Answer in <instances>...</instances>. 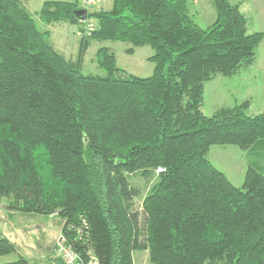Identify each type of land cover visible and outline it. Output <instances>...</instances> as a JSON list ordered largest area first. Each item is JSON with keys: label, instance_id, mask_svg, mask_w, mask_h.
<instances>
[{"label": "trees", "instance_id": "trees-1", "mask_svg": "<svg viewBox=\"0 0 264 264\" xmlns=\"http://www.w3.org/2000/svg\"><path fill=\"white\" fill-rule=\"evenodd\" d=\"M27 0H0V201L24 215L54 216L83 264H264V173L248 163L240 187L208 159L209 148L264 151V106L249 100L202 112L204 85L250 68L264 39L247 31L238 5L210 0L214 21L197 25L188 0H111L107 11L74 14L77 0H45L39 22L80 34L75 60L40 31ZM94 20L92 29L86 23ZM149 46L151 75L95 52L104 75L81 72L91 41ZM248 154V155H249ZM164 171L155 174L156 168ZM258 168V169H257ZM155 178L141 201L129 183ZM0 233V256L16 254ZM54 255L45 264H59ZM10 264H29L18 256Z\"/></svg>", "mask_w": 264, "mask_h": 264}, {"label": "rangeland", "instance_id": "rangeland-1", "mask_svg": "<svg viewBox=\"0 0 264 264\" xmlns=\"http://www.w3.org/2000/svg\"><path fill=\"white\" fill-rule=\"evenodd\" d=\"M43 1L45 0H27L25 8L34 16ZM60 1L71 2L74 0ZM77 1L81 8L85 9L81 4L82 0ZM228 1L233 4L238 3V0ZM191 2L192 0H188L190 13L194 15L199 27L203 29L206 28L210 25V22H208V20L202 21L198 19L197 14L195 16V11L191 8ZM199 4V9L202 10L204 0H199ZM110 8L111 0H95L94 5L88 10L107 11ZM211 10L213 11V8H211ZM241 10L250 19L251 27L263 28L260 17H264V0H243V2H241ZM35 20L38 30L49 31V42L54 48L66 59L75 60L80 38L77 27L63 22L44 24L39 22L37 18H35ZM93 22L94 20H89V23L92 24ZM100 47H106L112 51L116 58L117 67L124 70L127 74L142 78L151 75L153 63L149 62L147 59L153 55V50L149 46L133 48V53L128 54L125 50L132 48L129 43L110 40L90 42L84 55L81 69L82 74L101 76L105 74L104 71L97 66L95 61V52ZM247 99L248 97L238 77L229 78L218 75L204 85L202 112L206 116H211L221 107H230ZM256 104L259 103L256 101L248 108L246 111L247 115H255L262 110V108L257 107ZM208 159L216 169L224 171L234 185H241L245 173L244 168L248 162L264 167V151L260 153H250L245 157L244 151L231 145H214L210 147ZM260 171L264 173V169ZM154 181L155 178H151L149 181L145 180L139 173L129 176L130 185L139 192V196L134 200V208L139 212L141 210L142 198L146 195ZM7 204L8 201L6 199L0 201V233L15 245L17 253L0 258V262H9L8 264H10L15 262L20 255L24 257L29 264H45V260L50 257V254L56 257L54 248L58 238L61 237L58 219L54 216H28L19 212H11L6 208ZM133 262L134 264H149L147 261V253H133ZM54 263L55 262H52V264ZM92 264H95L93 259Z\"/></svg>", "mask_w": 264, "mask_h": 264}, {"label": "crops", "instance_id": "crops-1", "mask_svg": "<svg viewBox=\"0 0 264 264\" xmlns=\"http://www.w3.org/2000/svg\"><path fill=\"white\" fill-rule=\"evenodd\" d=\"M241 2H243V0H241V1L238 0V3H236V5H238L240 11L243 13V15L247 19V31L249 33L262 32L264 34V17H260V19H261L260 21L263 25V28L259 29L258 27L257 28L256 27L253 28V26L251 27L250 26L251 23L249 21L250 19L241 10ZM191 3H192L191 8L193 9V11H195V16L197 14L198 19H200L202 21L208 20V22H210V24L214 21L215 12H213L214 9H213V11L211 10V8H213V7L211 6L210 0H204V4L202 5V10L199 9L200 8L199 0H192ZM231 4H233V3H231ZM193 18H194V15H193ZM194 20L196 21L195 18H194ZM249 27H250V29H249ZM233 77H238L239 82L243 85L244 92H245L246 96L248 97L247 100H249V107L254 102L257 101V103H259V104H256V106L263 108V106H264V39L257 48L255 63L250 68L245 70L244 72H241L240 74L233 76ZM230 107H232V106H230ZM248 154L245 152V157ZM248 163H247L246 167L244 168L245 171L247 169ZM211 164H212V162H211ZM259 168L264 169V167H261V166H259ZM220 171L222 173H224L225 176L227 177V179L231 182V184L234 185L232 183L231 179L228 177V175L224 171H222V170H220ZM242 183H243V181H242ZM242 183H241V185H242ZM241 185H234V186L239 187ZM4 257L5 256H0V258H4ZM8 263L9 262H0V264H8Z\"/></svg>", "mask_w": 264, "mask_h": 264}, {"label": "built area", "instance_id": "built-area-1", "mask_svg": "<svg viewBox=\"0 0 264 264\" xmlns=\"http://www.w3.org/2000/svg\"><path fill=\"white\" fill-rule=\"evenodd\" d=\"M95 3V0H82V6L88 10ZM91 23H86L85 30L90 31L92 29ZM164 171L163 168H156V174L162 173ZM55 256L59 260V264H83L80 255L75 252L70 246H67L64 243L62 237L58 238V241L55 244L54 248ZM89 264H92L89 263Z\"/></svg>", "mask_w": 264, "mask_h": 264}, {"label": "water", "instance_id": "water-1", "mask_svg": "<svg viewBox=\"0 0 264 264\" xmlns=\"http://www.w3.org/2000/svg\"><path fill=\"white\" fill-rule=\"evenodd\" d=\"M74 14L81 18L83 21L87 18V12L85 9H78L74 11Z\"/></svg>", "mask_w": 264, "mask_h": 264}]
</instances>
